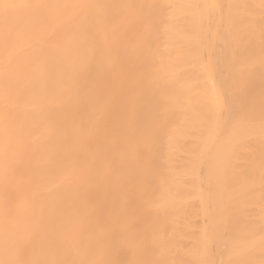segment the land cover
I'll return each mask as SVG.
<instances>
[{
    "label": "bare ground",
    "instance_id": "6f19581e",
    "mask_svg": "<svg viewBox=\"0 0 264 264\" xmlns=\"http://www.w3.org/2000/svg\"><path fill=\"white\" fill-rule=\"evenodd\" d=\"M0 264H264V0H0Z\"/></svg>",
    "mask_w": 264,
    "mask_h": 264
}]
</instances>
